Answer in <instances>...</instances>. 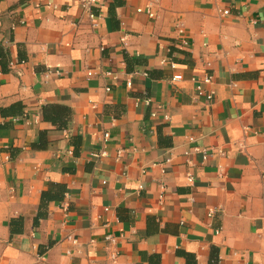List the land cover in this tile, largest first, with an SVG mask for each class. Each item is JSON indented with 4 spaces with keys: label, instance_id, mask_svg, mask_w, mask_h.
Segmentation results:
<instances>
[{
    "label": "crops",
    "instance_id": "crops-1",
    "mask_svg": "<svg viewBox=\"0 0 264 264\" xmlns=\"http://www.w3.org/2000/svg\"><path fill=\"white\" fill-rule=\"evenodd\" d=\"M105 2L0 0V264H264V0Z\"/></svg>",
    "mask_w": 264,
    "mask_h": 264
},
{
    "label": "built area",
    "instance_id": "built-area-1",
    "mask_svg": "<svg viewBox=\"0 0 264 264\" xmlns=\"http://www.w3.org/2000/svg\"><path fill=\"white\" fill-rule=\"evenodd\" d=\"M105 1L106 0H104L103 2H100V0H80L81 6L87 11L89 17L92 20V25L94 27H98L99 26L98 16L100 15V14L95 13L94 8L99 7L101 9L102 7H104L105 3H107ZM138 11H142V9H138ZM222 12L224 14H229L230 11L228 9H224ZM147 13L151 17L155 16V12L151 8L147 10ZM182 30L183 29L180 27L179 31L182 32ZM164 62L165 63L166 62L167 63L170 62L172 67H174V68L176 67V63L170 61V59H168V58L164 59ZM57 73L59 74L61 72L57 71ZM93 74H94V72H92V71L88 72L89 76H91ZM106 75L107 76L116 77V73L113 70H107L106 71ZM179 79H180V76L179 75H175L172 80L173 81H178ZM210 83H212V77L210 75H205L201 80H198L197 85H196L197 94L199 96L205 97L207 101H212L214 99L213 92L207 90V88L205 87L206 85H209ZM127 85L128 86L132 85V80L131 79L128 80ZM106 89L110 90V87H107ZM152 115H157V113L153 112ZM165 117H166V119H169V116L166 115ZM108 135H109V133H105V137H108ZM200 149L201 148L197 147V150H200ZM201 151L204 154V159H207L208 156H209V152L206 149H201ZM103 154H105V152H102V155ZM189 180L192 181L193 177L189 176Z\"/></svg>",
    "mask_w": 264,
    "mask_h": 264
}]
</instances>
